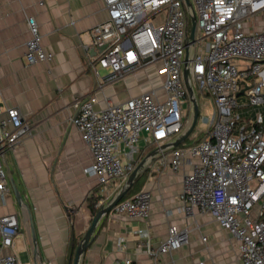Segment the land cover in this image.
<instances>
[{
    "label": "built area",
    "instance_id": "built-area-1",
    "mask_svg": "<svg viewBox=\"0 0 264 264\" xmlns=\"http://www.w3.org/2000/svg\"><path fill=\"white\" fill-rule=\"evenodd\" d=\"M102 2L107 20L91 29L93 48L99 54L88 61L96 86L102 88L155 66L162 75V98L153 90L125 103L106 102L102 110L96 109L94 95L77 99L68 121L92 155V164L84 173L104 188L111 183L121 188L134 170L142 134L147 135L146 143L158 150L156 156H161L172 173L189 168L182 177L176 213L193 217L197 212L210 217L236 242L241 264H264V115L258 110L264 106V27L245 29L246 20L264 13V0H189L190 10L183 0ZM192 16L196 18L195 42L189 47L188 84L192 91L196 86L205 93L214 108L210 118L202 120L205 129L198 143L164 149L161 146L174 142L184 129V106L189 105L192 112L183 78ZM26 21L27 64L51 61L52 54L41 46L37 22L31 17ZM100 70L109 71L108 75L101 77ZM256 77L259 79L254 80ZM239 96L246 102L239 105ZM248 107L257 109L253 117L242 119L235 112ZM5 114L0 123L2 205L10 191L2 155L14 152L29 135L17 109ZM150 205V193L140 192L119 201L110 214L146 220ZM18 230L15 214L0 217V250L12 251ZM187 234L186 229L178 232L171 227L168 238L156 250L146 244V253L153 259L171 255L187 243ZM135 235L148 237L147 231L141 230ZM0 264L20 262L11 252L0 256ZM117 264L134 263L125 258Z\"/></svg>",
    "mask_w": 264,
    "mask_h": 264
},
{
    "label": "crops",
    "instance_id": "crops-1",
    "mask_svg": "<svg viewBox=\"0 0 264 264\" xmlns=\"http://www.w3.org/2000/svg\"><path fill=\"white\" fill-rule=\"evenodd\" d=\"M29 17L37 22L43 50L53 56L49 62L28 65L25 60ZM106 20L102 0L0 2V123L6 119V110L13 108L29 127V135L15 151L4 154L21 205L9 184L5 204L0 203V217L15 214L19 230L12 251L0 250V256L12 252L20 264H33L36 257L32 255L29 211L41 264H72L75 247L95 216L90 203L97 199V212L99 203L120 189L115 183L104 188L84 173L92 164V155L68 121L77 99L94 95L96 109L102 110L109 102L125 103L153 90L162 98V75L153 67L102 88L96 86L88 69V61L99 54L93 48L91 29ZM142 135L134 166L155 149L146 143L147 135ZM165 158L168 163L169 152ZM187 173V167L172 173L161 156L146 160L128 195L131 199L140 192L150 193L148 217L142 220L109 214L100 219L95 238L79 264H117L125 258L134 264H241L236 242L210 217L197 212L193 217L176 213L182 177ZM171 227L178 232L186 229L187 243L171 255L151 258L146 244L156 250L168 238ZM138 230L147 231L148 237L135 235Z\"/></svg>",
    "mask_w": 264,
    "mask_h": 264
},
{
    "label": "water",
    "instance_id": "water-1",
    "mask_svg": "<svg viewBox=\"0 0 264 264\" xmlns=\"http://www.w3.org/2000/svg\"><path fill=\"white\" fill-rule=\"evenodd\" d=\"M184 4H185V8L190 10L191 9V4L189 2V0H183ZM195 23H196V18L194 16L191 17L190 20V29H189V37H188V41L185 47V56H184V60H183V67H184V84L186 85V91H187V95H188V100L190 101L191 105H192V112H191V119L188 123V125L183 129L181 135L179 137H177V139L172 142V143H166L164 145L161 146V148L164 149H174L177 148V146L181 145L184 141H186L190 136L191 133L194 130V127L196 125L197 122V115H198V106H197V102L194 98V94L192 91L191 86L188 84V78H189V67H188V60H189V47L195 42L194 36V30H195ZM3 140L0 138V149L2 151V144ZM160 148V149H161ZM157 149H154L143 161H141L139 164H137L134 167V170L129 174L127 180L121 185L122 187L120 188V190L117 192L116 195H114L112 198H110L109 200H107V202H105V205H102L98 208L94 218H93V222L91 224V226L89 227V229L84 233V235L81 237L82 239L80 240V242L78 243V245L75 247L74 250V259L72 264H79L81 257L83 256V253L85 252V250L88 248V246L93 242L94 240V234L96 231V227L97 224L99 223L100 219H102L105 216H108L112 210V208L118 204L119 201L123 200L129 193L130 189L133 187L132 185L138 180V178L140 177V175L143 173L144 171V164L146 162V160L155 157L157 155ZM3 153V151H2ZM3 156V163H4V168H5V173H7V178H8V182L10 184L11 189H13V193L15 195V198L17 200V202L21 205V197L18 193V190L15 187L14 181H13V176H12V172H10V169L6 163L5 160V156L4 154ZM27 217H28V222H30V236L32 239V255L36 257V259H34L33 264H41L40 260L37 259V244H36V239L33 233V228H32V222H31V218H30V212H27Z\"/></svg>",
    "mask_w": 264,
    "mask_h": 264
},
{
    "label": "rangeland",
    "instance_id": "rangeland-1",
    "mask_svg": "<svg viewBox=\"0 0 264 264\" xmlns=\"http://www.w3.org/2000/svg\"><path fill=\"white\" fill-rule=\"evenodd\" d=\"M264 24V13L255 17V18H251L249 20L245 21V29L246 30H257L258 27H261ZM197 38H199V35H197ZM196 47H198V44L196 45ZM153 68L158 69V67L153 66ZM109 71H104V70H100V76L104 77L106 75H108ZM259 77H256L254 80H258ZM194 98L197 102V106H198V115H197V122L196 125L194 127L193 132L191 133V136L184 141L181 145H179V147L182 148H189L191 146H193L195 143H198V139L200 138V136L202 135L203 130L205 129V126L203 125L202 120L204 118H210L212 111H213V102L212 100H210L208 98V96L204 93L201 94L197 89L196 86L194 87ZM238 99V104L241 105L243 104V102H246V99L244 98V96H239L237 97ZM189 105H185L184 106V110L186 111V115L184 116L185 118V125L184 128L188 125L190 119H191V113L189 112L190 108ZM257 109H253V108H245L243 110H236L235 112L239 114V116L242 117V119L244 118H250L253 117V114L256 112ZM263 115H264V106H261L258 109ZM131 196V194H129L128 196H126L123 200H127L129 199V197Z\"/></svg>",
    "mask_w": 264,
    "mask_h": 264
},
{
    "label": "trees",
    "instance_id": "trees-1",
    "mask_svg": "<svg viewBox=\"0 0 264 264\" xmlns=\"http://www.w3.org/2000/svg\"><path fill=\"white\" fill-rule=\"evenodd\" d=\"M198 141H199V139H198ZM96 201H97V199H95V201H92L90 204V209H91V212H92V214L93 215H95V212H96V208H95V203H96Z\"/></svg>",
    "mask_w": 264,
    "mask_h": 264
}]
</instances>
